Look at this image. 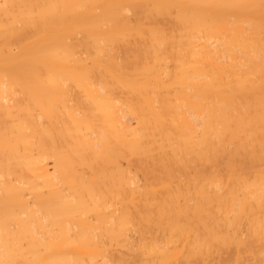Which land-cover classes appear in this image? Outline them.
<instances>
[{
	"label": "bare ground",
	"instance_id": "1",
	"mask_svg": "<svg viewBox=\"0 0 264 264\" xmlns=\"http://www.w3.org/2000/svg\"><path fill=\"white\" fill-rule=\"evenodd\" d=\"M0 264H264V0H0Z\"/></svg>",
	"mask_w": 264,
	"mask_h": 264
}]
</instances>
